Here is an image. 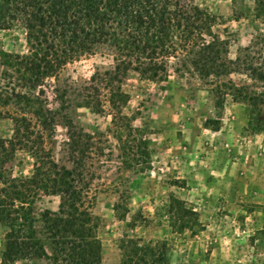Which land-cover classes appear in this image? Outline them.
<instances>
[{"label": "rangeland", "instance_id": "rangeland-1", "mask_svg": "<svg viewBox=\"0 0 264 264\" xmlns=\"http://www.w3.org/2000/svg\"><path fill=\"white\" fill-rule=\"evenodd\" d=\"M188 1L216 15L210 30L225 39L229 58L262 59L264 17H254L256 0ZM29 49L21 21L0 25V90L27 93L54 119L42 127L26 102L0 105V137L10 138L12 117L25 115L52 158L82 172L88 204L100 217L104 264H124L122 245L129 239L162 244L172 264H264V130L253 126L263 115L234 100L229 88L263 91V83L245 72L204 78L181 51L157 58L167 65L156 80L130 69L109 82L105 72L115 68L118 52L101 44L31 86L6 63L7 54ZM137 56L129 57L135 65ZM35 159L18 148L5 164L6 175L30 177ZM220 160V170H213ZM38 192L30 204L35 219L60 203L58 195ZM173 196L196 210L197 220L172 206ZM6 232L0 223V264H53L46 258L6 262ZM125 260L143 264L136 257Z\"/></svg>", "mask_w": 264, "mask_h": 264}, {"label": "trees", "instance_id": "trees-1", "mask_svg": "<svg viewBox=\"0 0 264 264\" xmlns=\"http://www.w3.org/2000/svg\"><path fill=\"white\" fill-rule=\"evenodd\" d=\"M253 14L264 17V0H256ZM215 20L216 15L188 0H0V25L21 21L30 45L27 53L7 54L6 63L30 85L57 73L70 59L92 52L101 44L115 47L118 52L115 68L105 72L104 79L109 82L119 81V74L125 75L130 69L156 80L167 65L157 58L176 56L181 51L204 78L245 72L264 84V56L260 61L251 54L229 58L225 39L210 30ZM203 35H210L211 39ZM133 54L139 55L138 65L129 58ZM229 88L234 100L247 103L253 115H263L259 125L253 126L264 130V90L233 84ZM117 94L126 100L125 93ZM23 102L42 127L54 119L52 112L49 116L44 113L40 101L27 93L0 90L1 106ZM223 103L224 94L218 93V106ZM45 110L49 111L46 107ZM12 118L13 135L0 137V223L7 226L4 260L46 258L53 264H104L98 235L100 217L88 204L82 172L52 158L31 118ZM71 139L75 141V131L70 134ZM18 148L28 149L36 158L30 177L6 175L5 164ZM39 189L58 195L60 203L57 210H46L40 219H35L30 204L40 194ZM172 201V206L197 220V211L184 200L173 196ZM37 221L41 222L39 227ZM161 245L140 244L136 239L124 241L123 263L127 264L125 258L136 257L143 264H172L165 250H160Z\"/></svg>", "mask_w": 264, "mask_h": 264}, {"label": "crops", "instance_id": "crops-1", "mask_svg": "<svg viewBox=\"0 0 264 264\" xmlns=\"http://www.w3.org/2000/svg\"><path fill=\"white\" fill-rule=\"evenodd\" d=\"M221 164V160L220 161H217V162H215L212 166H214L212 169L214 170V169H217V170H220V165ZM226 166V165H225ZM228 168H230V166H228ZM263 197H264V194H263ZM257 198H259V197H257ZM263 202H264V200H263Z\"/></svg>", "mask_w": 264, "mask_h": 264}]
</instances>
